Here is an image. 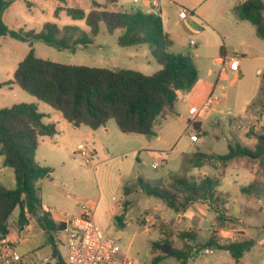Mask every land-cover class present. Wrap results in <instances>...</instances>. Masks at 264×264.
<instances>
[{"label":"rangeland","instance_id":"rangeland-1","mask_svg":"<svg viewBox=\"0 0 264 264\" xmlns=\"http://www.w3.org/2000/svg\"><path fill=\"white\" fill-rule=\"evenodd\" d=\"M92 0H14L3 15V20L10 30L23 29L40 32L47 22L59 26L80 24L65 12L55 16L57 7H75L89 10ZM104 3L105 0H96ZM191 1V0H190ZM264 2V0H262ZM195 7L200 8L201 17L190 14L181 21L175 5H169L166 0H160L163 8L161 18L165 31L169 34L172 44L167 50L170 54L190 57L198 71V80L194 87L187 91L186 100L193 105L201 103L214 90L218 80L217 75L221 63L220 48L227 46L228 56L240 57L239 78L235 80L232 74L223 79L227 92L222 94V101L205 117L188 120L183 116V101L177 100L178 113H170L167 118L160 117L155 123L153 135L124 134L115 121H109L110 129L106 133L92 137L94 130L82 126L76 127L64 120L59 111L48 104L38 101L35 97L12 84L0 87V108L26 102L37 103L38 109L45 114V123H56L57 134L52 139L49 136L41 138L38 152L40 159L46 149L60 154V160H54L51 168L54 170V180L58 185L46 184L42 190L43 202L49 207L56 220H61L60 213L78 215L84 205L92 209V217L100 228L103 238L115 240L137 264H177L173 257H166L159 263L153 258L160 253H151V243L165 238V231L187 230L201 227L197 241L204 243L208 239L209 230H218L214 222V212L205 202L194 205L204 215L192 221L178 217L179 213L167 208L156 197L147 195L140 182H150L153 186H169L175 177H193L200 180L204 174L222 177L220 190L226 194L227 208L231 215L239 217L224 230L231 236H240L235 230H243V240H253L250 251L244 253L239 262L232 259L226 251L212 249L211 253L200 251L190 264H264V187L255 193L240 192V184L247 185L254 180L264 181V158L237 157L229 161L227 167H216L203 161L202 166L191 162L193 152L222 155L228 152V145L239 144L255 149L258 136L264 131V50H258L252 42L257 38L252 30L256 28L250 22H245L244 33L239 36L227 34L223 40L210 25L222 18L219 14L220 0H195ZM116 10H145L142 3L134 4L133 0H120ZM189 10L188 8H185ZM236 12V11H235ZM232 14V11L230 12ZM249 28V29H247ZM120 32L109 34L104 25L99 34L94 37L93 44L74 50H60L41 40L25 41L12 38L9 35L0 36V84L13 80V74L18 63L24 59L31 48L39 58L63 64L88 65L110 69H133L145 75L157 72L161 65L152 55L148 45L141 44L122 47L118 44ZM218 62V63H217ZM260 68L261 73H257ZM201 123L202 133H198L197 143H190L189 134L195 131L193 123ZM67 124V125H65ZM204 132V134H203ZM160 134L161 141L156 140ZM147 140H151L150 143ZM79 144H83L82 150ZM57 150V151H56ZM91 152L86 156L84 152ZM94 153H93V152ZM154 152L160 154V162L153 167ZM93 154V155H92ZM3 156L0 155V165ZM36 160V159H35ZM63 163V164H62ZM229 166V167H228ZM228 168V170H227ZM245 169L237 179L235 170ZM233 171V172H232ZM231 172L227 175L226 173ZM0 184L14 187V170L0 172ZM247 198L242 204V199ZM125 207H127L125 209ZM145 211L146 221L140 215ZM16 209L11 218H16ZM152 222V223H151ZM165 222H170L168 228ZM150 223L145 231L144 225ZM208 229V230H207ZM55 241L63 259L67 260L65 235L60 232L55 235ZM175 245L181 248L182 243L175 238ZM17 250L23 255L24 264H44L45 258H50L52 246L47 244V236L39 233L32 239H26L18 244Z\"/></svg>","mask_w":264,"mask_h":264},{"label":"trees","instance_id":"trees-1","mask_svg":"<svg viewBox=\"0 0 264 264\" xmlns=\"http://www.w3.org/2000/svg\"><path fill=\"white\" fill-rule=\"evenodd\" d=\"M120 0H105L104 3L91 1L92 8L85 10L75 7H57L55 16L65 12L80 24L59 26L47 22L40 32L34 30H10L3 15L14 0H0V36L25 41L41 40L60 50H74L77 46L93 44L101 26L109 34L119 31L118 44L122 47L148 45L161 68L152 75H145L133 69H110L88 65L63 64L36 56L33 48L18 63L13 80L0 87L15 84L38 101L59 111L62 117L76 127L96 130L109 121H115L124 134L153 135L155 123L160 117L172 113L179 91H189L198 80V71L190 57L173 55L167 50L172 44L165 31L161 16L146 13L140 9L121 11L114 7ZM238 18L248 21L256 28L258 37L264 40V2L244 0L236 7ZM45 114L37 103H16L0 108V155L3 166L11 167L15 174V186L7 188L0 184V238L8 235V222L18 209V224L23 230L30 219H34L47 236L52 246L51 256L58 264H65L55 235L62 232L65 224L56 221L43 207L39 181L48 176L52 169L39 165L35 160L36 151L44 136L53 137L57 124L45 123ZM200 133L201 123H193ZM237 157L264 158V131L258 136L255 149L239 144L228 145V152L215 155L193 152L190 159L196 166L203 161L219 167L226 166ZM221 179L204 174L198 181L193 177H175L169 186L157 187L142 180L143 191L156 197L169 209L179 215L189 212L191 205L205 202L213 210L216 225L220 228L234 223L235 218L227 215V201L219 192ZM263 183L252 182L242 187L243 193L255 192ZM126 209V208H125ZM140 217L143 219L144 214ZM169 222L164 223L168 228ZM165 238L151 243V253H160L153 258L159 263L166 257H173L177 264H190V260L200 251L212 248L226 251L239 262L244 253L251 250L253 240H223L217 230H212L204 243H197L198 233L194 229L165 231ZM175 238L182 243L175 245Z\"/></svg>","mask_w":264,"mask_h":264},{"label":"built area","instance_id":"built-area-1","mask_svg":"<svg viewBox=\"0 0 264 264\" xmlns=\"http://www.w3.org/2000/svg\"><path fill=\"white\" fill-rule=\"evenodd\" d=\"M160 0H133L134 4L142 3L146 8V13H152L157 16L162 15ZM190 12L183 7H179L178 17L185 20L189 17ZM240 57H226L222 62V68L219 72L218 80L214 90L208 95L200 106H190L188 115L191 120L198 117H205L208 112L214 109L221 101L222 94L227 92L224 81L228 78L229 73H239ZM180 92V91H179ZM178 92V93H179ZM197 123V122H195ZM191 143L199 142L198 132L195 130L189 134ZM80 148L83 150L84 146ZM155 160L153 167H157L160 162V154L154 152ZM92 207L84 205L78 215H68L60 213L61 222L65 224L62 231L65 235V243L67 249V260L65 264H137L131 259L126 251L111 238H103L100 228L95 224L92 217ZM150 223H146L148 228ZM206 253H211V249H206ZM0 264H24L23 257L16 247V242L8 235L0 238ZM44 264H58V259L48 257L44 259Z\"/></svg>","mask_w":264,"mask_h":264},{"label":"crops","instance_id":"crops-1","mask_svg":"<svg viewBox=\"0 0 264 264\" xmlns=\"http://www.w3.org/2000/svg\"><path fill=\"white\" fill-rule=\"evenodd\" d=\"M167 1V3L169 4V5H175L176 7H177V11L179 10V7H183V8H188L189 10V12H190V14H193V13H195V15L196 16H198V17H201L202 16V13H201V11H200V8H196L195 6V0H166ZM242 1H244V0H220V4H219V6H220V9H219V14H220V16L222 17V18H220V19H218V21H216V23H212L213 25H210L213 29H215L216 31H217V33H218V35L225 41V40H227V38H228V36H227V34H235V35H239V36H241L243 33H244V30H245V22H247V21H241L239 18H238V15H237V11H236V7H237V5L240 3V2H242ZM161 7V6H160ZM161 10H162V12H163V8L161 7ZM232 11V14H230V12ZM236 11V12H235ZM178 14V13H177ZM179 18V17H178ZM186 20V19H185ZM181 21H184V20H181ZM247 29H249V28H247ZM252 33H255L256 34V31H255V29L254 30H252ZM257 35V34H256ZM252 42H253V44L255 45V46H257V49L258 50H264V44L263 43H261V42H259V40L257 39V38H253V40H252ZM224 45L225 46H221V48H220V57H218V58H216V60L217 59H219V58H221V63L219 64L218 62V65L220 66V68H219V71H218V73H217V75L219 74V72H220V70H221V68H222V62H223V60L226 58V57H228V49H227V46H226V44L224 43ZM257 59H259V60H264V57H258ZM239 72H240V69H239ZM257 73H261L262 74V71H261V69L260 68H258L257 69ZM229 74H232L233 76H234V78H235V80L236 79H238L239 78V73H229ZM10 88H13V86H12V84H10V85H8ZM188 93H187V91H180L179 93H178V98H177V100H181V101H183V106H184V110H183V113H181V115H183V116H188V120L190 121V116L188 115V109H189V107L190 106H196V105H193L192 103H190V102H188L187 100H186V98H187V95ZM204 102V101H203ZM202 102V103H203ZM201 103V104H202ZM173 112H176V113H178V110H177V106H176V104H175V109H174V111ZM172 112V113H173ZM168 116V115H167ZM167 116H165V117H162V119H164V118H167ZM65 120V119H64ZM158 121V120H157ZM66 123H69V122H66ZM65 125H67V124H65ZM110 124H109V122L106 124V125H104V126H102V127H100V128H98V129H96V130H94L93 132H90L91 133V135H92V137H96V135L98 134V135H100V134H102V133H106V132H108L109 131V129H110V126H109ZM202 128V127H201ZM200 132L202 133V131L200 130ZM100 133V134H99ZM57 134V133H56ZM55 134V135H56ZM107 134V133H106ZM203 134H204V132H203ZM54 135V136H55ZM54 136L53 137H51L52 139L54 138ZM200 138V137H199ZM201 139V138H200ZM156 140L157 141H161L162 140V137H161V135L160 134H158L157 136H156ZM190 141V140H189ZM201 140H199V142H200ZM147 142L148 143H150L151 142V140H147ZM198 142V143H199ZM191 143V142H190ZM197 143V144H198ZM81 145H83V144H79V146H81ZM40 146V145H39ZM39 148V147H38ZM57 151V150H56ZM93 152V151H92ZM197 152H200V151H197ZM94 153V152H93ZM84 154L86 155V156H89L90 154H91V152H87V151H85L84 152ZM58 155H60V154H58V153H56L54 150L52 151V150H50V149H46L45 151H44V153H43V155H42V157L39 159L38 158V152H36V154H35V159H36V162L39 164V165H41V166H44V167H50L51 168V166H53L52 165V162L54 161V160H57V161H61L60 159V156H58ZM93 155V154H92ZM2 156V155H1ZM3 160H4V158L2 159V165H0V172L2 173V176H3V173H5L7 170H8V167H4L3 166ZM63 164V163H62ZM220 167V166H219ZM225 167H227V165L225 166ZM229 167V166H228ZM52 169V168H51ZM227 170H228V168H227ZM246 170L243 168V169H237V170H235L234 172H236L237 173V179L236 180H234L235 182H237V184H240L237 180H238V178H240L241 177V175H242V173H244ZM233 172V171H232ZM227 175H229V174H231V172H228V173H226ZM53 175H54V170L52 169V172L48 175V176H46V177H44L43 179H41L40 181H39V185H40V187H41V197H42V190L44 189V187L46 186V184H51V183H53V185L54 186H57L58 185V180H54V177H53ZM207 175H209V174H207ZM225 175V174H224ZM223 174H221V175H217V174H214V175H210V176H217V177H219L221 180H222V177L224 176ZM255 181V180H254ZM253 181V182H254ZM0 182H1V179H0ZM256 182H260V183H263L264 184V181H260V180H256ZM252 183V182H251ZM251 183H249V184H251ZM249 184H247V185H249ZM2 185V184H1ZM221 185V184H220ZM247 185H244V184H240V186H239V190H240V192H241V188L242 187H245V186H247ZM3 186H5V185H3ZM14 186H15V174H14ZM6 187V186H5ZM7 188H10L9 186L7 187ZM219 192H221V194H223L224 195V198L226 199V201H227V198H226V194L223 192V191H221L220 190V186H219ZM256 192V191H255ZM255 192H252V193H255ZM245 194V193H244ZM43 200V199H42ZM245 201H247V198H244V199H242V204L245 202ZM201 202V201H200ZM197 203V202H196ZM195 204V203H194ZM191 205V207H190V210H189V212H185L183 215H181L182 216V218H185V219H191L192 221H195L196 222V220H198V219H200V221L199 222H202V220L204 219V215L202 214L203 212H201L199 209H197L196 208V206L195 205ZM227 204H228V202H227ZM227 204H226V210H227V215L229 216V217H232V218H235V221L237 220V219H239V217H237L236 215H231L230 213H229V209L227 208ZM164 205V204H163ZM43 207H44V209L46 210V211H49L50 212V209H49V207L43 202ZM125 208H127V207H125ZM18 210V209H17ZM18 213H19V210H18ZM143 214H144V218H145V220L146 221H149L150 222V220L152 219V218H150V217H145V211L143 212ZM12 216V215H11ZM53 216V215H52ZM180 215H178V217H181ZM54 218V217H53ZM17 219H18V215L16 216V218L14 217V218H10V220H9V222H8V228H9V237L11 238V239H13L15 242H16V246L18 245V244H21V243H23L24 242V240H26V239H32L33 237H35L36 235H39V233H44L43 232V230L41 229V227L37 224V222L34 220V219H30V221H29V224L23 229V230H21L20 229V226H19V224H18V221H17ZM55 219V218H54ZM56 220V219H55ZM240 220V219H239ZM56 221H59V220H56ZM214 222H215V216H214ZM152 223V222H151ZM216 223V222H215ZM146 226V224L144 225V227ZM217 226V225H216ZM226 227H224V228H220L219 226H217V231L219 232V237L220 238H222L223 240H235L236 238L237 239H239V240H243V235L245 234L244 233V231L243 230H238V231H236L235 230V233L236 232H239V234H240V236L238 237V236H231V235H229V231H227V230H224ZM190 229H194V228H190ZM149 229H146L145 228V231H148ZM188 230V229H187ZM197 233L200 231V230H204V229H201V227H196V229H194ZM208 230V229H207ZM211 231L212 230H209V231H207L208 233H209V235H208V238H209V236H210V233H211ZM198 235H199V233H198ZM198 239V238H197ZM207 241V240H206ZM197 243H199L198 241H197ZM47 244H49L48 243V241H47ZM57 244V243H56ZM49 245H51V244H49ZM58 246V245H57ZM208 249H210V248H208ZM206 250V249H205ZM21 254V253H20ZM22 255V254H21ZM22 257H23V255H22ZM233 259V258H232ZM234 260V259H233ZM235 261V260H234Z\"/></svg>","mask_w":264,"mask_h":264}]
</instances>
